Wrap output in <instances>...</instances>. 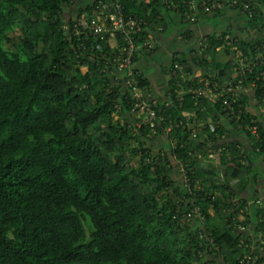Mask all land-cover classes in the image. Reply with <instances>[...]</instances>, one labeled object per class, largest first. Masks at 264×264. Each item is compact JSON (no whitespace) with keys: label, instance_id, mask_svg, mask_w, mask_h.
Instances as JSON below:
<instances>
[{"label":"trees","instance_id":"trees-1","mask_svg":"<svg viewBox=\"0 0 264 264\" xmlns=\"http://www.w3.org/2000/svg\"><path fill=\"white\" fill-rule=\"evenodd\" d=\"M144 1L120 3L148 24L140 41L165 36L163 14L173 10ZM181 1L190 0H173ZM256 1L252 17L199 11L212 30L202 37L188 28L197 23L181 18L168 33L187 25L176 48L135 57L137 87L155 113L151 128L138 126L144 115L132 113L131 89L114 81L116 73L103 75L71 51L79 42L73 25L85 8L95 16L91 6L0 0V264H241L246 240L254 264H264V201L256 204L264 189V79L255 80L264 70L246 74L250 95H225L233 114L189 92L199 76L213 81L216 72L223 82L233 74L218 61L232 52L218 35L235 39L253 29L255 37L232 50L255 55L264 41V0ZM225 18L234 25L216 33ZM203 38L209 47L199 53ZM144 59L167 77L156 85L163 101L138 66ZM217 149L214 165L207 157Z\"/></svg>","mask_w":264,"mask_h":264},{"label":"built area","instance_id":"built-area-1","mask_svg":"<svg viewBox=\"0 0 264 264\" xmlns=\"http://www.w3.org/2000/svg\"><path fill=\"white\" fill-rule=\"evenodd\" d=\"M69 4L88 5L95 11V16L89 17V10L85 8V12L77 18L76 23L73 25L71 36L78 39L79 42L72 46V53L76 58L86 59L88 63L96 66L103 75L113 76L116 73V76L113 78L114 81H123L131 89L132 99L135 101L132 113L136 114L137 117H140L139 115L141 114L144 115L143 119L139 118L138 126L140 127V124H149L153 128L155 113L148 100L144 99L142 89L137 87L138 81L136 79L141 80L142 73H136L134 68L136 56L151 53L156 47L154 39L146 38L140 41V35L144 33V29L148 24L141 17L128 15L121 6L120 0H69ZM144 4H149V1L145 0ZM163 4L171 8L179 19L182 18L184 22L189 21L190 23H198L197 13L199 11L205 14L230 12L231 14H236L238 17L245 15L252 17L253 10L259 5L256 0H190L186 4L183 1L176 4L173 0H163ZM67 36L71 42L72 37ZM218 36L221 42V49L226 48L232 51L227 55V60L234 70L233 74L223 82L216 72L209 74L210 79L214 82L203 76H199L197 80L199 86L195 89H189V92L211 104L220 101L233 114L234 111L231 103L226 99L225 95L230 93L232 97L236 96L240 98L241 94H248L254 87V84L251 83L249 88L245 90L244 81L247 78L246 74L253 75L255 68L264 70V41L260 39L261 42L259 40L258 45H255L256 53L254 56H242L240 51L232 50L234 44H237L244 38L255 37L253 29L249 28L248 32L238 35L235 39L229 35L224 37ZM100 43L107 44L112 52H106ZM208 47V41L204 38L197 44L199 53L206 51ZM174 67L178 68L179 65L175 63ZM179 70L182 78L185 76L188 78L187 74H184L181 69ZM260 77L264 79V73L261 72L258 76H255V80H259ZM148 97L151 98L150 95ZM116 108L118 111L120 110L119 106ZM213 128L211 126L212 130ZM251 131L255 134L256 128H251ZM210 154L209 157L211 158L212 156V160H219L221 149H217ZM198 158L200 157L198 156ZM179 171L185 183H187L186 172L183 168H180ZM256 204L261 207L262 200H257ZM192 212L200 216V208L195 207ZM238 229L241 232H245L246 230L244 227H238ZM246 241H242L247 253L244 254L241 264H254L258 256L254 255V247L251 244L245 243ZM262 251L263 248L260 249V252Z\"/></svg>","mask_w":264,"mask_h":264},{"label":"crops","instance_id":"crops-1","mask_svg":"<svg viewBox=\"0 0 264 264\" xmlns=\"http://www.w3.org/2000/svg\"><path fill=\"white\" fill-rule=\"evenodd\" d=\"M148 1H149V4H150L151 0H148ZM163 15L166 17V20L169 23V29H168V32H167V34L165 36H162V37L161 36L160 37L156 36L155 37L156 46L157 47L159 46V50H158L159 51V56L158 57H160V58H162L165 54H168L170 52V49L173 48L172 45H171L172 44V40L176 39V36L179 35L180 30L185 31L183 28H181L180 30L175 28L176 30L171 33L173 35L168 34V33H170V31H172L173 27L178 26V23H179L180 19L175 14V12H173V11H171L169 13H166V14L164 13ZM230 18H232V17H230ZM230 18H228V19L225 18L223 21L219 22L218 26H216V28H215L217 30V33H219L222 29L227 28L229 25H232V26L234 25V21L233 20L236 18V16L233 18V20L230 19ZM173 22H174V24H172ZM221 24L224 25V26H222ZM177 28H179V27H177ZM188 28L194 33V35H196L198 37H202V36L206 35L207 33L212 32L211 23L210 22L208 23L206 21H198V23L195 26L188 27ZM218 30H219V32H218ZM239 35H240V33H239ZM178 40H179V36L177 38V41ZM184 49H178V50H180V51L183 50L184 51ZM219 57L221 58V53L219 54ZM226 57H227V55H226ZM226 60H227V58H226ZM218 61L222 62V63L226 62V61L225 62L224 61H220L219 58H218ZM157 65H158L157 62H150V60H148V59H144V60L140 61L139 64H138L139 68H143V71L145 70L146 76L149 77L152 80V83H153L152 85L155 86V87H156V85H158V81H159L158 78L160 77V75H158V73H160V72L157 73V70H158V66ZM263 192H264V189H262L260 192H258V194L261 195V193H263Z\"/></svg>","mask_w":264,"mask_h":264},{"label":"rangeland","instance_id":"rangeland-1","mask_svg":"<svg viewBox=\"0 0 264 264\" xmlns=\"http://www.w3.org/2000/svg\"><path fill=\"white\" fill-rule=\"evenodd\" d=\"M222 25V24H221ZM187 25H182V26H180V28H182V27H184V28H187L186 27ZM222 26H224V25H222ZM217 31V30H216ZM218 32H219V30H218ZM221 32V31H220ZM217 33V32H216ZM236 35H239V33H237ZM240 35H242L241 33H240ZM11 37H14L13 35H11ZM178 42H177V39H173L172 40V47L173 48H176L177 46H178ZM188 46H193V43H190ZM226 55H224L223 53H221V58L219 57V60L220 61H226L227 63H228V61L226 60ZM225 62V63H226ZM159 74H162V73H159ZM161 77H163L164 78V80L165 79H167V77L165 76V75H161L160 76V78ZM154 91H156V94H157V96L159 97V99H158V101H163L164 100V92H163V89L162 90H160V88H157L156 89V87H155V89H154ZM249 95H250V93H249ZM250 98H251V96H250ZM251 108L255 111V108H254V106H251ZM193 136L194 135H196V133H194V134H192ZM211 153V152H210ZM208 154V157H207V161H211L214 165H217V163H218V160L217 159H215V160H212L211 158H212V156H211V158L209 157L211 154ZM198 156L200 157V159H201V155L200 154H198ZM178 178V177H177ZM261 190L263 189V188H260ZM259 198L261 199V200H263L264 201V192L263 193H261V195H259Z\"/></svg>","mask_w":264,"mask_h":264}]
</instances>
